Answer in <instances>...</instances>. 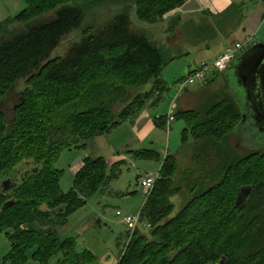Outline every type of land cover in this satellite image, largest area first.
Instances as JSON below:
<instances>
[{"label": "trees", "instance_id": "1", "mask_svg": "<svg viewBox=\"0 0 264 264\" xmlns=\"http://www.w3.org/2000/svg\"><path fill=\"white\" fill-rule=\"evenodd\" d=\"M23 1L25 7L14 17L0 18V179L7 173L17 183L5 192L1 183L6 178L0 180V234L10 242L4 253L0 249V264H48L53 257L55 264H98L95 253L79 249L76 237H61L59 230L112 181L116 164L85 157L68 191L61 186L64 170L56 165L64 149L86 147L165 90L160 77L174 57L134 31L129 9L152 24L188 0ZM113 5L117 9L108 12ZM243 7L233 4L220 14L233 21ZM103 11L110 16L98 25ZM48 13L52 20L11 36L15 23L27 24ZM70 32L79 41L66 56H52ZM152 81L150 91L135 92ZM175 115L188 124L183 144L191 137L220 142L242 119L232 98L205 113L177 110ZM166 118H159L162 125ZM25 160L34 165L17 179ZM225 160L222 180L173 215L176 157L166 156L161 177L141 209L150 226L127 232L116 264H264V146ZM244 187L250 193L244 204L236 205Z\"/></svg>", "mask_w": 264, "mask_h": 264}, {"label": "rangeland", "instance_id": "2", "mask_svg": "<svg viewBox=\"0 0 264 264\" xmlns=\"http://www.w3.org/2000/svg\"><path fill=\"white\" fill-rule=\"evenodd\" d=\"M255 4L256 2L253 3V5ZM244 5L241 12L233 14V16L235 15L233 21H231V17L226 18L220 13L212 15L211 13L198 12L190 16L184 14L170 17L168 15L164 20L152 24L138 19L134 8L129 9L134 31L149 37L153 43L163 50L167 57H174L164 68L160 77L164 81L165 90L157 111H162L171 106L173 112H177V110H194L205 113L214 104L229 98L236 102L242 112L246 109L248 93L246 88L240 84L236 70L231 71L228 68L226 71L217 73L213 70L206 82L197 81L181 89L182 83L188 78L193 69L204 63L212 64L220 55L217 56V53L224 44L216 42L218 39L226 37V42L229 43L237 39L234 33L229 32L234 24H238L242 16L248 13L250 7ZM16 7L18 8L16 12L2 11L0 18L4 20L14 17L25 7L24 1L20 0V4ZM108 7L110 13L117 9L115 5ZM106 13L103 11L100 14V20L97 21L98 25L100 23L104 24L105 20L109 18L110 15ZM53 17L52 13H48L33 19L27 24L15 23L10 30V34L13 36L29 26L50 21ZM206 24H211V31L205 30ZM211 34L214 36H210ZM78 38L74 32L68 33L51 55L66 56L73 43L79 41ZM193 42L195 43L193 44ZM189 47H197V50L186 52L185 49ZM233 62L235 63V59ZM153 85L154 81L145 87L136 89L135 92L150 91ZM187 125L184 120H177L172 123L171 128L164 130L165 144L169 142V150L176 157V170L171 185L174 193L170 196V202L173 203L175 208L173 215L198 194L206 192L222 180L227 161L225 159L242 158L247 156L251 150L261 149L264 146V141L260 139L259 128L254 129V133L251 132L243 138L239 134L240 129L239 132H236L237 127L233 133L227 134L224 140L220 142L203 138L193 139L191 137L186 144H183L181 142L182 130ZM127 130L122 128L119 131H111L110 136H108L109 133L100 135L99 142L105 140L103 143H106L109 140V146L117 152L119 146H116L125 138ZM97 146L94 140L88 142L86 147H70L62 151L56 166L64 170L61 180L64 191L70 190L73 186L74 176L81 167L86 155L89 153L88 156L95 157ZM162 160V156L149 159L139 157L133 160L127 159L119 164L112 181L103 187L100 193L90 198L85 207L79 209L69 218L72 228L67 225L66 228H62L61 237L68 235L76 237L79 249L85 247L84 249H89L95 253L99 259L98 264H116L120 252L128 240L127 236L125 237L127 227L122 222V215L119 216L116 213L117 211H121L123 214L133 213V210H130L128 206L130 201L133 203L139 202V205L135 207L136 209L140 207L143 195H141V185H138V179L150 171L158 170L161 167L162 162L160 161ZM33 165V160L21 162L17 169L19 172L15 175L16 178L19 179L21 172L24 173L26 170L31 169ZM7 177H9V174L6 173L1 176L0 180L7 179ZM143 224L140 227H143ZM81 227L85 228L82 230ZM75 231L77 234H75ZM9 246L8 239L4 234H0L1 251L8 250ZM56 261L57 257H53L48 264H55ZM28 264L39 263L30 260Z\"/></svg>", "mask_w": 264, "mask_h": 264}, {"label": "crops", "instance_id": "3", "mask_svg": "<svg viewBox=\"0 0 264 264\" xmlns=\"http://www.w3.org/2000/svg\"><path fill=\"white\" fill-rule=\"evenodd\" d=\"M254 2H256V4L258 5L256 4H255L256 6L253 5ZM18 4H20V0H0V14L2 11L3 12L6 11L8 13H10L11 11L16 12V10L18 9L16 6H18ZM233 4L243 5V6H245L244 4H246V7H250V9H248L247 11L248 13L242 16L238 24L237 23L234 24V27L229 32L231 34L234 33L237 39L232 41V43L226 42V37H223L216 41V42H221L222 44H224L220 48L219 52L217 53V56L221 54L226 49L227 46L232 45L235 41H238V40L242 41L248 36H254L255 42H264V0H188L181 8H178L172 13H170L169 16L176 17V16L184 15V14L186 16H190L198 12L200 13L205 12L208 14L211 13L212 15L213 14L216 15V14H219L225 11L227 8H229ZM206 25H208L209 27L211 26V24H206ZM194 43L195 42H193V44ZM185 50L186 52L195 51L197 50V47L196 48L189 47V48H186ZM155 94H153V96H151L148 99V101L146 102L142 111L139 114L135 115L131 119H128L122 125L113 129L115 131L117 130L119 131V129H122V128L128 129L127 132H125V138L121 140L116 146V147L119 146L117 152H115L116 150L112 149L109 146L110 145L109 140L106 143H103V141L105 140L103 141L101 140L102 142H99L100 141L99 139H101L102 135L91 140V141L95 140L96 144L98 145L94 158L104 157V159L108 162L110 166H113L114 164H116L115 168H117L119 164H121L122 162H125L127 159L133 160L139 157H145L149 159V158H155L159 156H162L164 159L168 155H173L169 150V142L165 144L166 142L164 140V130L171 128L173 122L177 120H184V119L177 118L175 115L177 112H173V110H171V106L162 111H157L163 98L162 96L157 97ZM161 116L168 117L166 118L165 125H162V123L160 122L161 120L159 118H161ZM169 116L174 117V119L170 123H169ZM185 128H183V130ZM110 134H111V131L109 132L108 136H110ZM182 140L183 139L181 136V142ZM90 145H92V143H90ZM152 151L157 152L158 155L155 156L152 153ZM88 155L89 153L86 155V157ZM160 162H163V160ZM150 172H155V171H150ZM141 177L138 179V185H140ZM141 195H143L142 190H141ZM142 197H141V205L138 209H136L135 206L139 205V202L133 203L132 201H130L128 203V206L130 210H133V213L138 212L145 205L144 198L142 200ZM104 214L106 215L105 211H104ZM66 225L72 228V223L70 224V219L64 226L60 228L59 230L60 234H61V229L66 228ZM143 227H140V229H142ZM84 228L85 227H81L82 230ZM127 232H128V229H127ZM75 234H77V232ZM126 235L127 234H125V236ZM84 248H81V249H84Z\"/></svg>", "mask_w": 264, "mask_h": 264}, {"label": "water", "instance_id": "4", "mask_svg": "<svg viewBox=\"0 0 264 264\" xmlns=\"http://www.w3.org/2000/svg\"><path fill=\"white\" fill-rule=\"evenodd\" d=\"M254 50H260V56L258 58H254L251 61H245L247 59V55L252 54ZM246 62L247 66L244 64ZM227 70V69H226ZM225 70V71H226ZM229 70H236L237 76L239 78V82L242 86L246 88V91L248 93V102L246 109L242 112L241 111V116L242 119L240 123L237 125L238 130L236 132H239L240 129V135L241 137H245L251 132L254 133V129L261 127H264V42L257 43L253 45L250 49L245 51L242 55L238 56L235 59V63L233 62L232 65L229 67ZM247 83L250 81L253 84V89L254 93L258 94V103L260 104V110L252 109L250 105L252 104V100L250 98V92L247 90L246 85L243 83ZM244 84V85H243ZM251 114V116H250ZM253 119L254 121V126H252L251 131L248 128H244V125L247 124L249 121ZM258 130V131H259ZM260 134L262 132L259 131ZM261 140L264 141V133L262 134ZM15 186H17L16 182H13L12 179L8 178L4 180L1 183V187L3 188V191H9L13 189ZM250 193V188L249 187H244L241 189L236 205H242L246 201L248 195ZM13 200L7 202L4 204V207L9 206L13 204ZM1 214V212H0ZM223 264V262H221Z\"/></svg>", "mask_w": 264, "mask_h": 264}, {"label": "built area", "instance_id": "5", "mask_svg": "<svg viewBox=\"0 0 264 264\" xmlns=\"http://www.w3.org/2000/svg\"><path fill=\"white\" fill-rule=\"evenodd\" d=\"M254 36H248L242 41H237L234 44L227 46L226 49L221 53L214 62L204 63L201 66L195 68L190 72L188 78L182 83L181 89L185 88L188 84H194L197 81L206 82L208 80V76L214 70L215 73L223 72L230 67L234 59L238 56V54L246 47L253 44L255 41ZM174 119L173 116H169V123ZM162 167V164H161ZM161 167L155 172H149L143 175L140 179L141 190L143 193L144 201L148 200V198L153 193L157 181L161 177ZM117 215H122V221L126 225L128 231L132 234L136 229L140 228V226L144 223L145 226H150L149 223L143 221L141 210L136 213H127L123 214L121 211H117ZM143 224V226H144ZM128 242V240H127Z\"/></svg>", "mask_w": 264, "mask_h": 264}, {"label": "flooded vegetation", "instance_id": "6", "mask_svg": "<svg viewBox=\"0 0 264 264\" xmlns=\"http://www.w3.org/2000/svg\"><path fill=\"white\" fill-rule=\"evenodd\" d=\"M257 43H260V42H254L253 44H251V45H249V46H246L239 54H238V56H240V55H242L245 51H247L248 49H250L253 45H255V44H257ZM237 56V57H238ZM260 56V50H254L253 52H252V54H249V55H247V59H245V61L247 62V61H251L252 59H254V58H258ZM249 59V60H248ZM246 62H244V64L246 65L247 63ZM232 65V64H231ZM230 65V66H231ZM247 66V65H246ZM248 67V66H247ZM243 83L246 85V87H247V90H249V92H250V98H251V100H252V104L250 105V107L252 108V109H256V110H260V104L258 103V94H255L254 93V89H253V84L250 82V81H248L247 83H245L244 81H243ZM243 84V85H244ZM250 116H251V114H250ZM252 126H254V121H253V119L251 120V121H249L247 124H245L244 125V128H248L250 131H251V129H252ZM260 132H262V134L264 133V127H261V129L259 130ZM262 134H261V136H262ZM24 173H26V172H24ZM8 179V178H7ZM11 179V178H10ZM6 180V179H5ZM4 181V180H3ZM2 181V182H3Z\"/></svg>", "mask_w": 264, "mask_h": 264}]
</instances>
